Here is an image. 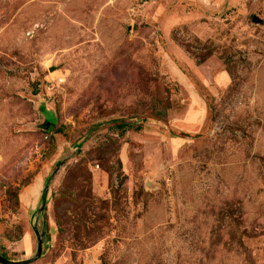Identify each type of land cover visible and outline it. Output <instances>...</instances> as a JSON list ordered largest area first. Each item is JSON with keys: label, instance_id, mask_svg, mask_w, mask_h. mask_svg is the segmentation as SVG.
<instances>
[{"label": "rangeland", "instance_id": "obj_1", "mask_svg": "<svg viewBox=\"0 0 264 264\" xmlns=\"http://www.w3.org/2000/svg\"><path fill=\"white\" fill-rule=\"evenodd\" d=\"M40 240L264 264V0H0V254Z\"/></svg>", "mask_w": 264, "mask_h": 264}, {"label": "water", "instance_id": "obj_2", "mask_svg": "<svg viewBox=\"0 0 264 264\" xmlns=\"http://www.w3.org/2000/svg\"><path fill=\"white\" fill-rule=\"evenodd\" d=\"M42 257V241L40 240V244H39V254L37 256V258H35L34 260L28 261V262H11L9 260H7L4 256H2L0 254V264H33L35 262H37L39 259H41Z\"/></svg>", "mask_w": 264, "mask_h": 264}, {"label": "trees", "instance_id": "obj_3", "mask_svg": "<svg viewBox=\"0 0 264 264\" xmlns=\"http://www.w3.org/2000/svg\"><path fill=\"white\" fill-rule=\"evenodd\" d=\"M55 127V122L51 123V127L50 129L54 128Z\"/></svg>", "mask_w": 264, "mask_h": 264}]
</instances>
